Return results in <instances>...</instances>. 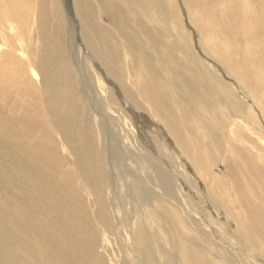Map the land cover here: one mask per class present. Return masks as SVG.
<instances>
[{
    "label": "rangeland",
    "instance_id": "obj_1",
    "mask_svg": "<svg viewBox=\"0 0 264 264\" xmlns=\"http://www.w3.org/2000/svg\"><path fill=\"white\" fill-rule=\"evenodd\" d=\"M13 1L17 3L22 26L17 22L13 27L0 25V109L6 117H21L17 102L31 104L33 100L16 93L13 100L18 101L15 103L4 93L7 78L4 68L24 69L20 57L25 61L37 60L38 67L31 73L38 77L27 75L25 83L23 76L20 79L16 72L15 78L19 82L17 85L23 82L21 92L30 88L29 84L41 92L44 81L40 66L51 64L50 69L59 61L56 55L62 50L57 44L61 42L68 46L69 24H61L58 28L53 0H44L46 5L43 0ZM203 1L209 3L211 0ZM0 2L4 4L3 0ZM61 2L64 16L69 19L70 15L71 21L76 18L83 21L84 4L80 0ZM87 2L96 10V22L111 28L108 30L112 32L113 40L116 43L117 40L124 41L111 16L100 8V0ZM240 4H247L248 12L239 9L243 13L242 19L232 20L226 33L210 18L200 17L196 8H191L193 12L190 13L185 0H147L143 5H137L135 0L122 3L121 10L127 16L124 30L133 35L132 31L138 26V49L140 45L143 47L153 66L167 80L160 88L169 92L178 114L186 113L179 132L171 131L163 123L153 102L140 91L145 75V55H138V85L133 86L129 76L125 75L124 81L131 89L120 113L130 122L133 111L145 125L142 129H150L149 137L153 143L149 139L144 141L139 133H134L132 138L121 120L108 115L113 112L107 102L114 104L117 99L109 97L106 102L101 97L94 101L93 93L102 87L101 72L94 59L86 64L83 71L86 82L81 87L73 55L66 48L65 57L74 65L71 69L72 89L80 104L77 116L83 121H91L89 128L95 139L86 147L78 144L77 153L72 144H65L59 136L57 122L51 117L44 114L32 126L36 129L34 135L42 131L50 136V145L57 149L53 159L55 174L58 179L69 174L66 182L69 186H65L76 190V194L69 197L71 206L76 209L75 217H65V224L55 226L60 242L73 261L85 259L87 264H192L191 257H194L203 260V264H264V65L260 63L264 59V0H219L209 8L218 18L225 17L230 22V14L233 12L235 16V7ZM47 8L45 19H41L42 11ZM12 30L25 34L24 47L33 49L34 58L33 54L23 56L27 51L12 48L7 40ZM82 31H86L85 26ZM149 35L167 46L158 50L159 45L154 46ZM186 40L205 65L218 69L208 74L210 87L206 99L197 88V85L203 86L202 68L193 62L187 51L178 53L177 59L174 57L176 52L169 46ZM208 43L218 45L223 51L219 60L207 50ZM10 51L15 52V61L6 54ZM164 53L167 54L162 57ZM159 56L162 60L165 58L169 66L174 65V60L182 63L184 76L191 82L196 81L193 90L200 92L203 101L192 97L188 89L174 84L175 76L170 67L161 63ZM58 87L64 86L58 84ZM81 88L89 90L93 97L90 102L84 98ZM230 98L240 101L239 110L227 107ZM37 109L32 112L35 118L42 105ZM96 113L104 114L108 120L96 123ZM85 131L87 134L89 129ZM75 134L77 143L84 141L82 128L77 127ZM38 142L37 138H31L25 148L32 151L31 147ZM21 143L25 144L23 140ZM90 148L94 161L103 170L101 194L108 214L106 222L97 219V194L92 184H85L82 162L77 156L86 155ZM16 162L18 160L13 157V169L17 168ZM11 191L16 207L20 203L16 194L18 189L13 187ZM3 194L7 192L4 190ZM83 207L85 212L80 213ZM127 235L131 236L130 240ZM17 249L22 255V249ZM30 262L22 259L17 264Z\"/></svg>",
    "mask_w": 264,
    "mask_h": 264
},
{
    "label": "bare ground",
    "instance_id": "obj_2",
    "mask_svg": "<svg viewBox=\"0 0 264 264\" xmlns=\"http://www.w3.org/2000/svg\"><path fill=\"white\" fill-rule=\"evenodd\" d=\"M80 1L84 4V9L81 13L83 21L78 20L74 14L73 16L76 19L71 21L70 15L69 19L67 15L64 16L61 0H53L58 28H61V24L66 25L65 23L67 22L69 24L67 47L73 55L75 69L81 87H83L86 82L83 74V71L86 69V64L90 59H94L99 66L102 76V87L95 90L96 92L93 93V97L95 98L94 101L97 102L101 100V97L105 98L106 102L109 97L117 99L114 104L107 102L108 108L113 112H109L108 115L111 118L121 120L124 129L132 138L134 133H139L144 141H148V139L150 141V129L148 127H145V129L147 128L146 130L142 129L145 125L135 113L133 115V111L130 112V122L120 113L121 107L127 101L131 89V87L125 83L124 77L127 74L130 82H132L131 84L133 86L138 85V55L143 53L145 55L143 56L145 60V65L143 66L145 75L142 77L140 91L146 98L153 102L163 123L166 124L171 131L179 132L185 120L186 113L181 111L182 114H178V109L171 100L169 92L160 88L161 84L166 83L167 80L161 75L159 70L153 66L149 57L145 54L143 47L140 45L138 49V26L135 28V31H132L133 35L124 30V20L127 19V16L125 12L121 10L122 3L131 0H100L102 6L100 8H102L106 15L111 16L114 23L113 25L119 29L124 39V41L119 40L120 42L117 40L118 43L111 37L112 32L108 30L111 28H104L103 25L101 26L94 19L96 12L95 8L90 3L88 4L87 0ZM146 1L147 0H135V3L137 5L138 3L139 5H143ZM218 1L219 0H211L209 3H206L203 0H185V5L189 8L188 11L190 13L193 12L191 8H196L200 13V17L210 18L220 26L223 32L228 33L233 23H231V21H235L237 18L242 19L243 13L239 9H244L246 12V9H249V7L247 4H240L238 7H235V9H237L235 16L232 12L229 16L230 22H228L225 17L218 18L209 8L211 4H216ZM3 2L5 5L0 2V9L3 8L0 12V25L13 27V23L17 22L22 26L20 22L21 19H18L19 9L17 3L13 0H3ZM43 2L45 3L44 0ZM99 10L101 11V9ZM103 11H101V13ZM47 13L48 8L42 11V16L40 15L41 19H45ZM249 17L250 14L248 19ZM75 20L77 21L75 22ZM41 22L43 23V21ZM82 26L86 27V31H82ZM235 31L236 30H234V32ZM79 32L81 33L80 36ZM11 33L7 35V40L12 48H17V50L21 52L27 51L28 53H23V56H30V54H33L32 57L34 58L35 52L33 49L28 48V50H26L24 47L25 34L14 30H12ZM60 35L61 32L59 31L58 36ZM149 37L154 46L159 45L158 50H162L166 45L161 40L151 35H149ZM169 46L176 52L175 56L171 54L172 56L178 59V53L183 54L184 51H187L193 58V62L202 68L203 75L201 78L203 86L199 87V85H197V88L200 89V92L206 99V93L209 91L210 87L208 74L213 71H218V69L213 65H205L204 61L196 56L189 40L180 44H170ZM181 46L183 47L181 48ZM57 47H61L62 50L56 55V59H59V61L54 63L58 70L54 65L49 69L51 64L40 66V75L44 81L42 83L44 89H42L41 92L30 84V88L28 87L25 92H21L22 83H26L27 80L25 81L24 78L27 75L33 78L38 77L36 73H31L34 68L38 67L36 63L37 60L35 61L30 58L31 61H25L24 58L20 57L18 59L24 64V69L16 68L12 71L8 68H4V73L7 76L6 84L3 85L4 93L9 95L11 100L15 103L18 101L13 100L15 95H17L16 93H22L23 98H30L33 100V103L27 104L26 102H17V104H19L18 107L22 111L21 117H6L0 109V264H17L22 259L30 260L31 262L29 264H87L85 259H80V262L73 261L60 242L58 238L60 235L55 232V226L65 224V217H75L76 209H73L71 206L72 201L70 200V196H74L76 190L67 189L65 186L70 177L69 174H65L63 176L64 179H58L55 174L53 159L57 156V149L55 146L50 145V136L42 131L34 135L36 129L32 126V123L44 114L51 117L57 122L58 132L60 133L59 136H62V140L65 144H72L71 146H73L77 153L78 150L76 148L78 144L86 147V144L90 145L92 140L95 139L92 129H90L91 121H83L77 116L80 104L76 92L74 93L72 89L73 73L71 69L74 65L72 66L67 60L68 58L66 59L65 57L67 47L61 44V42L57 44ZM140 50L142 52H140ZM207 50L217 60L220 59L219 55L223 52L218 45L214 44L210 46L209 43L207 44ZM6 54L11 57V61H15L14 51L6 52ZM165 54L167 53L162 54V57ZM162 57H158L161 63L164 66L170 67L171 72L175 76L174 84L178 87L188 89L192 97L203 101L200 92L197 93L193 90L196 88V81L191 82L188 77L184 76L182 63L174 60V65L169 66V62H166L165 58L162 60ZM260 63L264 65V59H262ZM16 72L19 74L20 79L22 78L21 75L23 76V82H20L19 85H17L19 82L17 83L15 78ZM131 77L136 80L132 81ZM33 78L30 79L32 80ZM58 84H62L64 87L60 88ZM115 92H117V94ZM81 93L89 102L93 99L89 90L85 91L81 88ZM40 95H42V97H39ZM253 99L254 101L257 100L255 97H253ZM40 105H42V110L37 113L35 118L32 112H37V107ZM227 107L231 110H239L241 103L239 100L230 98L227 102ZM96 114V123H103L108 120V117H105L104 114ZM77 127L82 128L81 138L84 141L80 143L76 141L75 131ZM86 129H89L87 134L84 133ZM31 138L34 140L37 138L39 142L31 147L32 151H29V148L26 149L25 145H27L28 140ZM21 140H23L25 144H22ZM150 142L153 143V141ZM61 144L64 145L62 141ZM85 153L86 155L84 156L77 155L79 156L80 163L82 162L80 166L85 184L88 183L94 186L97 194V219L99 222H106L108 220V214L105 211V204L101 194L103 170L101 166L94 161L93 150L91 148L88 153ZM13 157H16L19 162L15 163L17 170L12 167ZM13 187L18 189V193L16 194L20 199V203L16 207L13 203V192L11 191ZM83 188L86 190V185H83ZM4 190L7 192L6 195L3 194ZM59 200H62L61 203H59ZM79 211L83 213L85 212V208L83 207ZM130 237L131 236L127 235L126 238L130 240ZM92 238L94 239L93 244H95L93 235ZM17 248L22 249V255ZM191 263L203 264V260L191 257Z\"/></svg>",
    "mask_w": 264,
    "mask_h": 264
}]
</instances>
